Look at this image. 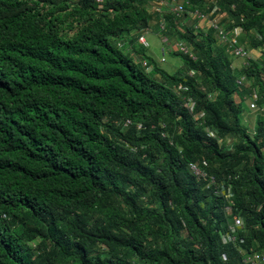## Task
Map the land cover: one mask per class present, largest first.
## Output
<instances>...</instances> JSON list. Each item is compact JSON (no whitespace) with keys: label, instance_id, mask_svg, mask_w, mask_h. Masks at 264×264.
Returning a JSON list of instances; mask_svg holds the SVG:
<instances>
[{"label":"trees","instance_id":"trees-1","mask_svg":"<svg viewBox=\"0 0 264 264\" xmlns=\"http://www.w3.org/2000/svg\"><path fill=\"white\" fill-rule=\"evenodd\" d=\"M189 2L184 16H221L259 40L252 49L264 44V0ZM149 5L0 0V264H240L264 253V59L236 70L214 30L182 32L184 17L167 15L161 31ZM153 22L195 56L175 52L184 72L148 57L140 34L126 42ZM240 76L254 84L239 87ZM253 94L255 136L243 125ZM192 164L227 181L232 204ZM227 207L243 220L229 245Z\"/></svg>","mask_w":264,"mask_h":264},{"label":"built area","instance_id":"built-area-1","mask_svg":"<svg viewBox=\"0 0 264 264\" xmlns=\"http://www.w3.org/2000/svg\"><path fill=\"white\" fill-rule=\"evenodd\" d=\"M219 0H206L208 4H215ZM99 4L103 3V0H97ZM190 5L189 0H150L149 11L152 15H155L159 18L158 24L161 31H165L168 26V21L166 19L167 15L174 16L177 19L182 18L187 13V8ZM216 8V7H215ZM217 9H215L216 11ZM190 13L195 19L198 20L197 25H195V29L198 30L200 27V21H207L208 28L212 29L216 32L217 42L220 46L224 47L226 52L236 59L243 60V67L248 66L251 60H254L252 53L247 49L242 39H244L246 32L242 29V27L237 26L232 31L224 28L220 24V17H211V14H206L199 10ZM214 13V12H213ZM151 33V29L146 27L143 31L140 32L138 37L139 43L144 45L146 48L150 47V42L148 40V36ZM176 51L182 52L186 55H189L192 59L195 60V56L186 46L184 41H179L176 44ZM264 51V44L260 47V52ZM262 59H264L263 54H261ZM157 62L161 65L167 62V53L163 50L161 57L157 59ZM145 68L151 69L152 66L149 65L147 61L142 62ZM264 65V64H263ZM194 77V72H189L184 76V80L187 81L189 78ZM237 85L239 87H244L247 84V79L245 76H240L237 80ZM187 87L184 85H180L176 88L177 93L181 96L184 104L188 109L193 111L195 107V101L185 96L184 94L187 92ZM208 97L211 99L213 94H209ZM258 97L256 94H253L250 98V108L251 110H256ZM201 116H195V119H199ZM131 122L127 121L125 126H128ZM162 128H165L164 124H161ZM207 132L210 136L217 138L219 143L222 144L224 142L223 139L218 138L214 132L207 129ZM230 143V142H228ZM190 170L199 180L208 181V189H213L217 196L223 197L227 204H232L234 193L232 186L227 184V181H219L212 175L207 174L203 170H201L196 164H192L190 166ZM226 212L232 216V222L228 225V227L221 232V239L225 245L235 244L239 239V234L243 229V220L238 214H233L230 207L226 208ZM224 259H226L224 257ZM240 264H264V253H253L250 255H244L243 260Z\"/></svg>","mask_w":264,"mask_h":264},{"label":"rangeland","instance_id":"rangeland-1","mask_svg":"<svg viewBox=\"0 0 264 264\" xmlns=\"http://www.w3.org/2000/svg\"><path fill=\"white\" fill-rule=\"evenodd\" d=\"M205 8H206V10H208V5H206ZM183 17L184 18H182L183 20L180 23L182 32H186V30H187V28L189 26L191 27V26L195 25L196 22L198 23V20L195 19L190 13L187 14L186 16H183ZM168 24H169V21H168ZM222 24L224 25V27L229 28L226 22L222 21ZM149 28L151 29V33L148 36V40L150 42V39H149L150 36L154 40L152 41V45L150 43V47L147 50H151V52H152V54H153V56L155 57L156 60L161 57V54H162L163 50L166 51V53H167V62L165 64H163V65H160V66L162 68H164V69H168V66L175 61L180 66L179 67L180 69L178 70V72H181V71L184 72L186 69H185V65H184L183 61H181L175 55V52H176V47L175 46L178 43V40L180 39L178 33L175 32V33H173V35H171L172 37H170L169 35H166L165 33L160 32L159 28L157 26V23H155V22H153ZM141 31H143V29ZM197 31H199V33H200V32H206L207 30H206V28H199ZM255 32L256 33H254L253 35H255L257 37L258 33H257V31H255ZM139 34H140V32L138 34L131 35L132 36L131 37L132 40L136 41ZM245 37L246 38L244 39L243 42H244V44L248 43V46H250L249 47L250 50L255 46V43L259 44V40L251 42V38H250L249 35H246ZM136 44L138 45V43H136ZM252 56H253L254 59H256L255 54H253ZM232 59L234 61L233 57H232ZM253 84H254V81L249 79V82L247 83V86L250 87ZM245 109L247 111H246V113L244 115V123H243V125H244L245 128H247V130L251 134V136H255V129H256V126H257L256 119L258 117L259 111L251 110L249 108V104H245ZM33 245L34 244H32L31 246H33Z\"/></svg>","mask_w":264,"mask_h":264},{"label":"crops","instance_id":"crops-1","mask_svg":"<svg viewBox=\"0 0 264 264\" xmlns=\"http://www.w3.org/2000/svg\"><path fill=\"white\" fill-rule=\"evenodd\" d=\"M200 27L201 28H206V30H208L209 28H208V23H207V21H200ZM247 35V34H246ZM245 35V36H246ZM132 36H129V37H126L125 38V40H126V42L129 44V41H132V38H131ZM246 38V37H245ZM149 39H150V43H151V45H152V41L154 40L151 36L149 37ZM245 46L247 47V49L248 50H250V48H249V46H248V43L247 44H245ZM251 51V53H252V55L253 54H255V57H256V59H258V60H261L262 59V57H261V52H260V50H250ZM146 55L148 56V57H150V58H153V59H155V57L153 56V54H152V52H151V50H146ZM163 53V52H162ZM264 58V57H263ZM157 61V60H156ZM180 66H179V64L177 63V62H173V63H171L169 66H168V69H165V70H167L169 73H171V74H174V73H178V70L180 69L179 68ZM233 67L236 69V70H240L241 68H243V60H241V59H235L234 58V61H233Z\"/></svg>","mask_w":264,"mask_h":264},{"label":"clouds","instance_id":"clouds-1","mask_svg":"<svg viewBox=\"0 0 264 264\" xmlns=\"http://www.w3.org/2000/svg\"><path fill=\"white\" fill-rule=\"evenodd\" d=\"M234 58V57H233ZM236 59V58H235Z\"/></svg>","mask_w":264,"mask_h":264},{"label":"bare ground","instance_id":"bare-ground-1","mask_svg":"<svg viewBox=\"0 0 264 264\" xmlns=\"http://www.w3.org/2000/svg\"><path fill=\"white\" fill-rule=\"evenodd\" d=\"M256 49V48H255Z\"/></svg>","mask_w":264,"mask_h":264}]
</instances>
